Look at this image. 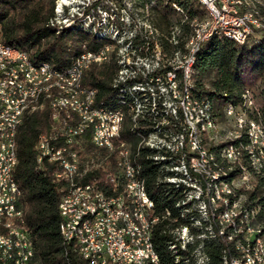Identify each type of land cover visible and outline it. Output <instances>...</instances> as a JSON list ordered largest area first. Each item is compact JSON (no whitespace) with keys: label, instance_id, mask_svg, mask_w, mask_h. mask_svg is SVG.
Listing matches in <instances>:
<instances>
[{"label":"bare ground","instance_id":"6f19581e","mask_svg":"<svg viewBox=\"0 0 264 264\" xmlns=\"http://www.w3.org/2000/svg\"><path fill=\"white\" fill-rule=\"evenodd\" d=\"M196 1L205 10L206 18L200 22H193L191 25L194 35L184 45L185 51L181 52L177 50L172 56H166L161 53L158 44V49H150L146 55V65H154L157 58H159L164 65L170 66L169 74L178 76V83H186L187 94H190L191 91L192 80L190 78V69L196 52L204 42L212 37H223L232 40L236 44H242L240 43V37L238 35L230 34L228 31H221V25H216L215 13L204 1ZM234 3L236 11L246 19L252 20L253 27L263 31L258 33L264 34V17H261L259 12L245 9V5L247 6L245 0H234ZM56 15L57 14H55L54 17H56ZM130 18L137 27H144L148 32V37L151 38L153 42L158 43L156 39L158 32L147 18H132L131 16ZM62 21H65V19ZM98 25V27L103 28L105 32H102L103 34H98L94 29L93 33L96 37L98 36L100 38V36L105 35V38L106 35H108L113 42L112 44L102 46L96 51H83L78 55L71 62L67 70L73 68V66L85 55L87 57H95L103 53L102 58L98 60L83 58L80 61V66H77L75 74L71 76L70 82L55 80L50 76L65 77V72H62V70H56L46 62L34 64L30 61L26 53L19 49L6 46L0 41V49L4 53L0 55V77L13 71H22L25 64L28 68V70L25 71V78L28 81L30 89L25 90L19 96V102L17 104L10 106V108H3V116H12V114H15L12 130L11 161H5V173H10V178L5 180V187L14 190L18 194L19 199H21V193L13 177L17 163L15 146L16 134L26 113L37 111L46 106L52 112L53 118L51 132L46 134L48 139L59 140L60 137H75V129H77V126L88 125L90 137H96V142H104V145H102V147H96L95 151L114 155L113 158L116 165H123V158L125 157L131 178L138 179L141 198L146 204L154 206V212L148 214L146 212H140V198H128L130 218L139 219V222L143 223V226L146 228V235L148 236L149 244H153L154 259L157 264H190V260H185L184 253H181V249H179L177 245L180 242H190L191 239L202 240V244H204V251L198 252V259L201 260L199 264H208L206 252L207 245L210 241L216 242V239L218 243L225 244L230 242L232 246L231 252L227 249H222L219 264H225L224 251H227V261L229 264H264V239L258 237L259 231L256 229L255 233H251L250 236L247 235L241 222H248L244 208L240 209V217L236 216L235 213H231L236 212V204L234 203L235 201H230L229 199L233 196L232 192H230V189L227 187L229 185H224L225 192L221 196H213L210 193L211 183L221 182L223 177L218 178L215 176L217 168L215 161L210 158V151L208 152L201 143L203 137H205V133L210 132L211 129L209 106L201 101L199 105H194V109H192L191 105L192 112H190L188 111L187 106L189 105L187 104H178L179 107H177V96L175 93H171L169 90H161L162 103L168 106L170 112H175L174 120L183 133L181 144H176L179 140V129L177 127H169L168 132L167 125H157V119H150L151 116H155V97L153 95H143L142 89L131 86V67L137 66V64H143L144 55H140V52L126 54L128 48L127 29L124 26L110 24V19L102 20ZM207 26L213 27L203 37V43L199 44ZM108 32L110 34H108ZM169 42L172 45H177L176 41L173 39ZM193 50H195L194 54ZM110 59H113L118 66L111 86L119 88L120 96L117 99H119L120 106L126 104L125 97L129 99V101L126 99L129 102L127 104V110H123L120 107L111 109L108 108V106H98L95 103L96 90L87 87L86 90L90 97V106H97V109L108 116H115V113L118 111L114 120L115 137L118 141H114V136L110 132H100V134H98L97 125L93 124L97 123V115L94 112L82 113L77 106L68 105L69 102L73 104H82V96L79 93H74V89H84L85 86H83L82 80L85 73L92 66L103 65L108 63ZM184 63H188L187 72ZM34 72H40L41 74L34 76ZM121 87H123V89ZM244 98H247L246 92ZM53 102L54 104H51ZM228 108L230 110L232 107L229 106ZM62 113L71 114V120H74L75 123L62 125ZM176 115L179 117L182 116L180 123L176 120ZM125 123L129 124L130 129L134 131L137 138L136 142H121L119 140L120 132ZM102 126H109V117H102ZM253 129H258V126L250 122L249 125L246 126V130L253 132ZM164 133H168L166 135V140L158 141V134ZM79 138L80 137H77L75 140H68L69 155H76V148L82 149ZM173 149H175V151L186 150L192 159H184V162H182L175 161V159L164 158L163 152ZM37 150V162L40 163L41 140ZM236 151L237 148L235 145L230 144L224 146L221 149L223 159H231L232 157L230 154H235L236 158L232 159L236 161L239 155ZM104 158L99 159V163L94 161V165L109 166V164L104 165ZM193 160H197L201 163H193ZM158 162H160V164H158ZM145 163H153L156 166V184L162 193H168V190L171 189L172 191L174 190L173 192L176 196L174 199L172 198L173 211L167 208L164 211H159L153 200L149 197L145 177L143 176V164ZM209 164L212 165L211 170L209 169ZM0 165H4V158H0ZM152 167L153 166H151V168ZM173 169L176 171V180H185L186 171L193 173V179L198 180V188L200 189V196L202 199L192 186L177 185L173 182ZM130 176L128 173H120L119 190L121 191H116L117 205H125V193H133V182L130 180ZM95 192H93L91 188H83L82 197L92 205H99V197L100 199H113V192L108 191L102 182H95ZM20 203L21 202H19L18 208L16 209V213L6 212L5 209H0V241H4L5 236L15 235L21 236L22 240L32 242L28 230L25 227ZM58 213L60 217V222L58 224L59 236L61 241L66 244V222L64 221V215L60 214L61 201L58 206ZM91 221L92 211H85L84 218H74L73 221H71L70 233L73 237H81L83 234L84 222ZM102 221L108 227H116L117 225V218L110 211L102 212ZM250 228L254 229L251 226ZM133 231L141 232V224H133ZM211 232L214 233L215 237H203L204 235H211ZM156 235L158 237H163L162 245L164 251L162 255H159L155 250L154 238ZM257 243H259L260 248L256 247ZM222 246L224 247V245ZM182 250L184 252H192V244L182 243ZM23 256H31L30 247H23ZM134 257L136 261H143V264H152V262H150V255H147V247L143 245H136ZM87 260L89 263L99 262L98 253L96 251H88ZM29 264H40L36 261V255L35 261H29Z\"/></svg>","mask_w":264,"mask_h":264},{"label":"trees","instance_id":"16d2710c","mask_svg":"<svg viewBox=\"0 0 264 264\" xmlns=\"http://www.w3.org/2000/svg\"><path fill=\"white\" fill-rule=\"evenodd\" d=\"M54 1L0 0V41L2 44L26 53L34 64L46 62L52 68L62 70V72H65L71 62L83 51H96L106 44H112L113 41L108 35L105 38V35L100 38L96 37L90 31L91 29L72 27L55 34L47 24V19L52 15ZM109 1L120 2V0ZM135 1L139 2L141 7L149 5V11L156 15L155 20L149 21L158 32L156 39L161 53L166 56H172L177 50L185 51L184 45L194 35L191 25L193 22H200L206 18L205 10L196 0ZM44 2L47 4L46 7ZM245 2L247 3L245 9L259 12L260 16L264 17V0H245ZM102 9L105 12V8ZM86 14L89 13L86 12ZM171 39L176 41L177 45H172L169 42ZM150 40L151 38L145 40L141 36H134L132 41L135 45L141 46L142 43H148ZM137 53L141 54L142 51L137 50ZM117 68L113 59L103 65L92 66L85 73L82 84L96 90V105L108 106L111 109L120 107L127 110L129 99L125 97L126 104L120 106L119 99H117L120 96L119 88L111 86ZM164 69L167 67L163 66L162 70ZM190 78L192 80L191 99L197 100L196 102L202 101L208 106L215 104L218 108L227 105L228 107L244 105L245 92L258 84L259 108L248 114L247 118L261 124L264 128L263 33H253L240 45L223 37L210 38L196 52L190 69ZM50 115L52 116V112L46 106L37 111L26 113L16 134L17 163L13 177L21 193L20 208L23 211L25 227L33 244L36 261L40 264H85L69 251L59 236L58 206L62 194L59 189L65 188V184L53 181L52 167L45 160L37 162V148L41 135L49 134L52 129L53 123L52 120L50 121ZM69 115L71 114L62 113V125L75 123L74 120H70ZM89 136V133L85 132L79 138L83 153L86 156L94 157V161L97 163L104 157V165L114 162V155L98 153L92 149L89 144ZM119 138L121 142L137 141L134 131L127 123L123 126ZM238 142L247 141H243L240 137L218 143L212 148H207V151H213L217 158L218 152L224 146L236 145ZM262 151L264 152V148ZM147 164H143V176L149 197L159 211H164L166 208L173 211V199L176 196L174 190L162 193L156 184V166L153 163ZM150 165L153 167L151 168ZM229 175H233V172ZM103 176L104 173L100 170L89 172L83 176L80 182L102 181ZM223 179L227 181L226 177ZM261 185L259 181L255 182L252 189L245 192L247 200L251 202L245 212L248 220L252 218L261 224L260 227L252 226V228L258 230V237L264 239V188H261ZM229 199L233 201V197ZM154 239L155 250L159 255H162L164 251L163 237L156 235ZM222 249L231 252L230 242L225 244L209 242L206 249L210 260L209 264H219Z\"/></svg>","mask_w":264,"mask_h":264},{"label":"built area","instance_id":"2783aa9c","mask_svg":"<svg viewBox=\"0 0 264 264\" xmlns=\"http://www.w3.org/2000/svg\"><path fill=\"white\" fill-rule=\"evenodd\" d=\"M216 15V25H221V31H228L230 34L238 35L240 43H243L253 33L263 32L253 27V22L240 15L235 9L234 0H202ZM106 16L110 19V24L116 26H124L127 29L128 48L127 53H137L141 50L140 55H144V63L137 64L132 68L131 86H136L143 90V95H153L155 97V116L150 119H157V125H167L169 127H178L174 120V113L170 112L167 105L162 103L161 90H169L177 96V104L199 105V102L191 99V95L187 94L186 83H178V76L169 74V67L164 65L159 58H157L154 65H146V55L150 49H158V43L150 40L148 43H142L141 46L133 43L134 36L148 37V32L144 27H137L136 24L123 14L115 15L114 13ZM105 18V17H104ZM66 21V19H65ZM213 26H207L204 34L200 39L203 43V37L212 29ZM150 39V38H149ZM159 51V50H158ZM195 50H193L194 54ZM4 54L0 49V55ZM103 53L95 57H82L69 70H65V77H55V80H65L70 82V78L75 74L77 66H80V61L83 58L101 59ZM189 63V62H188ZM188 63H184L187 72ZM163 66L167 69L162 70ZM28 70L24 64L22 71H13L0 77V158H4V165H0V209H5L6 212L16 213L20 199L18 194L9 187H5V180L10 178V173H5V161H11V142L13 123L15 121V114L12 116H3V108H10L19 102V96L25 91L30 90L28 81L25 78V71ZM41 74L34 72V76ZM123 89V87H121ZM74 93H79L82 96V104H73L69 102L68 105H75L84 112H94L97 115L98 134L100 132H110L114 136V141H118L115 137L114 120L115 116L104 115V112L97 109V106H90V97L84 89H74ZM248 92L246 91V96ZM51 104H54L51 103ZM64 107V105H63ZM70 120H71V115ZM102 117H109V126H102ZM149 119V120H150ZM53 120L50 115V121ZM72 121V120H71ZM239 123L240 120H239ZM149 124V121H148ZM249 125V124H248ZM251 127V126H250ZM257 132L258 129H253ZM85 132H88V125L77 126L75 129V137H60L59 140L48 139L46 134L41 135V158L46 163L51 165V176L54 182L65 184V188L59 192V200L61 201V213L64 215L66 222V245L78 259L85 264H143V261H136L134 257V250L136 245H143L147 247V255H150V262L157 264L154 259L153 244H149L148 236L146 235V228L139 219H131L129 215L128 198H140L141 209L140 212H154V206L146 204L140 196V188L138 187V179H133L130 176L129 169L125 157L123 158V165H116L112 162L109 166L94 165V157L86 156L83 149L76 148V155L68 154V140H75L81 137ZM158 134V141H165L166 135ZM183 133L179 129V140L176 144H181ZM255 138V135H253ZM90 146L92 149L102 147L104 142H96V137H90ZM164 158L175 159V161H182L184 159H192L186 150L175 151L165 150ZM229 154V153H228ZM232 158H236L235 154H230ZM193 163H201L193 160ZM160 164V162H158ZM173 168V167H167ZM101 171L104 173L102 181H91L81 183L80 180L86 173L93 171ZM120 173H128L130 180L133 182V193H125V205H117L116 191L119 190ZM95 182H102L108 191L113 192V199H100L99 205H92L82 197L83 188H91L95 192ZM173 182L177 185L192 186L195 192L200 196V189L198 188V180L193 179V173L186 171L185 180H176V171L173 169ZM96 193V192H95ZM240 207L236 208V216L240 217ZM85 211H92V221L84 222L83 234L81 237H73L70 233V223L74 218H84ZM110 211L117 218L116 227H108L102 221V212ZM247 235L255 233V229H251L250 225L241 221ZM133 224H141V232L133 231ZM24 227V225L22 224ZM214 233L211 232V235ZM216 239V238H215ZM216 242L217 239H216ZM182 243H191L192 252H184L182 250ZM23 247L31 248V256H23ZM177 247L184 253L185 260H190V264H199L201 260L198 259V252L204 251V244L202 240L191 239L190 242H180ZM260 248L259 243L256 244ZM96 251L99 255V262L89 263L87 260V252ZM208 264L210 263L207 254ZM29 261H35V253L32 242L22 240L21 236H5L4 241H0V264H29ZM225 264L227 261V251H224Z\"/></svg>","mask_w":264,"mask_h":264},{"label":"rangeland","instance_id":"374dc122","mask_svg":"<svg viewBox=\"0 0 264 264\" xmlns=\"http://www.w3.org/2000/svg\"><path fill=\"white\" fill-rule=\"evenodd\" d=\"M44 3L46 7L47 4L46 2ZM139 4L140 3L135 0H120V2H114L109 0H55L52 5V15L47 19V24L51 25L49 26L52 28V30H54L55 34L61 32L63 29L72 28L73 26L76 28L77 27L83 28L85 30L88 28L89 29L92 28L90 30L92 33L95 29L96 33L101 34L102 32L105 31L103 30V28L98 27L99 26L98 24L102 20H107L106 16H108L109 14L111 16H113L112 15L113 13L115 15L123 14V18L126 16H129V18L130 16L132 18H136V17H139L141 19L147 18L148 21L149 20L152 21L156 19V15L150 12L148 9L149 5H145L144 7H141ZM93 5L95 6L93 7ZM102 8H105V12L103 11L104 9ZM86 12L89 14H86ZM55 14H57L56 17H54ZM62 18L66 19V21H62L63 20ZM53 25L56 27H54ZM108 34L110 33L108 32ZM258 86L259 85L256 84L254 88L248 91V94L246 96L247 98H245L243 103L244 105L242 104L235 105L232 106V108L229 110L228 105L225 107L218 108L215 104L213 105L210 104L209 117H211L210 118L211 129L210 132L205 133L204 135L205 137L201 136L203 137V139L201 138L202 139L201 143L204 145L206 149L212 148L216 146L218 143L234 140L239 137H241L243 141H247V142H238L235 145L237 148L236 152L239 154L238 155L239 159L237 158L236 160L237 162L234 161L232 158L223 159L221 151L218 152L219 155L217 156V158L213 151L209 152L210 158H212V160L214 159L213 161H215L216 167L219 168V169L216 168L215 176L218 178L220 177L227 178V181L222 180L221 182L218 181L215 183H211V188H210L211 195L213 196L223 195L225 192L224 185L226 186L229 185L227 187L230 189V192H232L233 195L232 197H233V201H235L234 203L236 204V208L240 207V208H244L245 210L246 207H248V205H251V202L247 200L246 197L247 195L245 192L251 190L255 182L258 181L262 184L261 188H264V152L262 151V148H264V128L261 124L255 123L251 120H248L247 118L248 114L255 112L259 108L260 103L258 96V91H259ZM249 104L251 107L249 106ZM176 105L177 107H179L178 104ZM187 107H188V111L192 112L191 105ZM181 118L182 116L179 117L178 115H176V120L179 121V123L181 122ZM239 120L241 123H239ZM250 122H253L258 126L257 132L246 130V126ZM252 135H255V138L252 137ZM239 150L242 151L240 152ZM211 168L212 165L209 164V169L211 170ZM231 172H233V175H229V173ZM247 224L248 225L251 224V227L261 226L260 223L254 221V219L252 218L248 220Z\"/></svg>","mask_w":264,"mask_h":264}]
</instances>
